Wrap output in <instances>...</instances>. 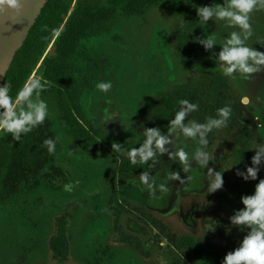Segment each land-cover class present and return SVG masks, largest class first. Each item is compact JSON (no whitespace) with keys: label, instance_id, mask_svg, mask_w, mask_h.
Instances as JSON below:
<instances>
[{"label":"rangeland","instance_id":"obj_1","mask_svg":"<svg viewBox=\"0 0 264 264\" xmlns=\"http://www.w3.org/2000/svg\"><path fill=\"white\" fill-rule=\"evenodd\" d=\"M193 6H211L214 0H184ZM76 0L70 1L63 16L60 32ZM225 3V2H224ZM201 22V21H200ZM253 36L247 46L264 52V10L251 14ZM183 19L162 5L152 6L141 15H127L113 24L108 32L81 39L82 48L70 62L72 75L81 83L79 112L84 125L100 131L99 151L89 157L73 140L61 119L55 97L42 91L60 139L62 156L67 158L73 184L72 191L42 185L11 203L0 206V264H193L195 253L180 245L183 235H191L204 244L229 245L240 242L247 229L231 226L229 217L241 208L234 187L233 150L240 138L251 131L243 144L252 150L264 142V72L250 79L239 73L222 74L215 54L230 32L238 31L223 21L200 23L197 35L215 34L218 44L205 51L208 72L188 68L176 46V30ZM54 35L30 75L40 77L38 69L56 42ZM218 76V77H217ZM111 81L108 93L96 89L100 81ZM185 89L184 95L198 104L188 120L203 123L216 110L230 105L228 126L208 134L206 151L213 154L206 168L193 162L186 174L167 156H158L149 172L156 185L165 182L170 171H180L183 184L168 182V191L157 190L155 196L140 184V173L122 174L119 162L123 154L138 147L144 128L156 127L153 118L144 113L148 101L157 100L163 92ZM247 95L251 103L244 106L240 98ZM162 132H167V127ZM123 145L115 152L111 144ZM179 143L190 153L198 145L183 137ZM251 166V160L247 164ZM222 171L223 188L208 193L207 169ZM258 178H264V164ZM79 183H76V182ZM135 181V183H133ZM234 184V185H233ZM117 209L112 212L109 202ZM63 227L66 255L58 257L52 239ZM100 257L101 262H96Z\"/></svg>","mask_w":264,"mask_h":264},{"label":"trees","instance_id":"obj_2","mask_svg":"<svg viewBox=\"0 0 264 264\" xmlns=\"http://www.w3.org/2000/svg\"><path fill=\"white\" fill-rule=\"evenodd\" d=\"M70 1L47 0L24 43L16 51L1 83V85L11 83L10 95L13 98L52 40L53 30H58L62 24L63 16L69 10ZM214 1L225 2V0ZM156 5L165 6L183 19L184 26L176 30L175 38L177 49L185 65L199 72H208L209 67L204 62V48L195 42L201 23L196 14V6L184 0H76L56 39L54 54H48L38 69L39 76L43 78V81L48 82L45 91L52 93L55 97L61 119L70 130L74 142L89 157L96 156L99 151L97 137L100 131L93 125H84L76 115L79 112L81 83L72 75L70 60L82 48L80 41L84 37L108 32L122 17L141 15L146 9ZM185 91L182 89L175 92H163L157 100L148 101L144 106V113L153 118L156 127H159L161 131L168 127L169 120L178 111L179 101L186 99ZM246 132L240 138L241 144L232 152L235 172L237 169L243 171L251 160L250 150L243 145L251 135V131ZM49 138L56 141L55 152L51 154L43 146V141ZM68 164L67 158L62 156L55 123L49 115L43 124L30 133L22 134L19 142L13 141L11 134L0 132V206L11 203L42 185L64 188V185L69 184L72 178ZM155 164L149 161L144 165H133L125 157L120 160L118 170L122 174L141 173L149 171ZM217 171L223 173L220 170ZM258 179L244 181L238 176L235 177V185H233L238 189L236 198L241 208L243 207L240 202L241 196L251 195ZM109 205L112 212L117 214V209L111 201ZM179 242L180 245L190 248L195 253L193 264H222L225 254L234 250L240 243L204 244L191 235L181 236ZM65 244L64 228L61 227L52 239V248L56 256L66 255ZM96 262H101V258L98 257Z\"/></svg>","mask_w":264,"mask_h":264},{"label":"clouds","instance_id":"obj_3","mask_svg":"<svg viewBox=\"0 0 264 264\" xmlns=\"http://www.w3.org/2000/svg\"><path fill=\"white\" fill-rule=\"evenodd\" d=\"M23 8L24 0H0V14L7 15L11 24L19 22ZM261 10H264V0H225L223 4L196 7V14L202 23L206 24L210 20L223 21L228 27L238 29L230 32L220 45L219 52L215 54L224 76L233 77L239 73L244 79H250L255 74L264 72V52L249 47L246 43L254 34L250 22L251 14ZM53 34L56 37L60 35L57 30H53ZM195 42L202 45L205 51L212 50L218 44L215 34L204 38L196 37ZM47 83L42 77L30 75L15 98L10 95L11 83L0 85V132L11 134L12 140L19 142L22 134L30 133L44 123L49 110L40 94L46 90ZM95 87L103 93H108L112 83L101 80ZM240 103L247 106L251 100L245 95L240 98ZM179 105L178 111L168 122L166 133L159 127H146L141 133L144 137L143 142L138 147L123 152V145L113 142L112 151L123 152L133 165H144L149 161L156 163L158 156H167L171 163L178 164L180 171L186 174L192 170L193 162L201 168H206L213 159V154L205 150L209 143L208 134L228 126L232 114L231 106L218 108L215 116H209L205 122L200 123L187 119L190 113L198 111V104L181 99ZM181 137L185 144L191 141L198 146L190 153L179 143ZM43 146L50 154L54 153L56 141L51 138L45 139ZM252 150L255 154L251 157V166L246 165L243 171L237 169L235 172V175L244 181L257 180L260 166L264 164V142L255 143ZM180 171L168 172L165 182L158 186L149 172H141L138 179L149 194L155 196L157 190L168 191L169 181L183 184L191 179L188 175L182 178ZM207 180L208 193L222 190L224 181L221 172L208 168ZM73 187V184H66L64 190L70 192ZM240 202L243 207L234 210L229 222L231 226L241 231L247 229V232L239 246L225 254L222 264H264V178L258 179L254 192L251 195H242Z\"/></svg>","mask_w":264,"mask_h":264},{"label":"water","instance_id":"obj_4","mask_svg":"<svg viewBox=\"0 0 264 264\" xmlns=\"http://www.w3.org/2000/svg\"><path fill=\"white\" fill-rule=\"evenodd\" d=\"M47 0H24V8L19 22L11 24L7 15L0 14V85L16 51L24 43ZM55 46L49 52L53 55Z\"/></svg>","mask_w":264,"mask_h":264}]
</instances>
